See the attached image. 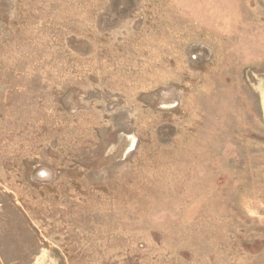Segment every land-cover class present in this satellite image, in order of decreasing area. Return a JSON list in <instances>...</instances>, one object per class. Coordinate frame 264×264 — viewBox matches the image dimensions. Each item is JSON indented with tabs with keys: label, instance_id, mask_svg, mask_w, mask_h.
<instances>
[{
	"label": "rangeland",
	"instance_id": "rangeland-1",
	"mask_svg": "<svg viewBox=\"0 0 264 264\" xmlns=\"http://www.w3.org/2000/svg\"><path fill=\"white\" fill-rule=\"evenodd\" d=\"M0 264H264V0H0Z\"/></svg>",
	"mask_w": 264,
	"mask_h": 264
}]
</instances>
